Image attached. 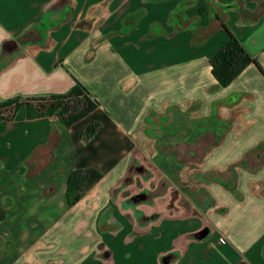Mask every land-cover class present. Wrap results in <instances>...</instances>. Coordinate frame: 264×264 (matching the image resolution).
<instances>
[{"label":"crops","instance_id":"1","mask_svg":"<svg viewBox=\"0 0 264 264\" xmlns=\"http://www.w3.org/2000/svg\"><path fill=\"white\" fill-rule=\"evenodd\" d=\"M230 32L264 69V0H0V101L79 79L101 102L0 120V264H264V72L219 83ZM158 151L199 168L162 179ZM84 166L104 176L71 205Z\"/></svg>","mask_w":264,"mask_h":264},{"label":"trees","instance_id":"2","mask_svg":"<svg viewBox=\"0 0 264 264\" xmlns=\"http://www.w3.org/2000/svg\"><path fill=\"white\" fill-rule=\"evenodd\" d=\"M212 72L223 86L231 83L251 62H256L264 72L257 58L253 57L242 41L232 32L230 37L210 58ZM101 102L79 79L64 92H49L27 96H15L0 101V120L14 117L18 109L33 106L31 115L58 113L62 121L71 125L97 108ZM100 120H93L81 131V140L88 143L102 128ZM104 176L95 166L74 168L68 179L67 196L71 205L77 203Z\"/></svg>","mask_w":264,"mask_h":264},{"label":"rangeland","instance_id":"3","mask_svg":"<svg viewBox=\"0 0 264 264\" xmlns=\"http://www.w3.org/2000/svg\"><path fill=\"white\" fill-rule=\"evenodd\" d=\"M157 147V146H156ZM171 147V146H170ZM160 149L162 150V151H165L166 150V147L165 146H160ZM157 156H159V160H155L154 162L152 161V162H149V164L151 165H155L156 166V168L158 169V170H156L155 172H157L156 174H158V175H161V174H163V178L162 179H164L165 178V171L166 170H168V167L170 166V168L172 167L171 165H173V167H175L174 169H175V171H177V174L179 175V178H174V181L177 183V185H179V186H181L182 185V183H184V181L182 180V176H180V174H181V172L183 171V168L184 167H186V171H187V168H188V165H190V168H191V170L192 169H194V170H197L198 168H199V164H198V162H189V163H186V166L184 165V166H182L181 165V162H170V161H167L166 159H165V156L163 155H161L160 153H159V151H158V153H157V155H156V157ZM158 159V158H157ZM159 168H158V167ZM154 168V167H153ZM185 174H187V172H185ZM185 178V177H184ZM152 179V178H151ZM155 180H157V176L155 177H153V179H152V181L150 180L149 182H148V188L150 189H147V191H151V189L152 188H154V181ZM160 183H162V182H160ZM145 190H146V188H144ZM139 198H144V195L143 194H140V196H139ZM145 208H147V210H148V206H144ZM144 211V210H143ZM112 263V260L110 259V264Z\"/></svg>","mask_w":264,"mask_h":264}]
</instances>
